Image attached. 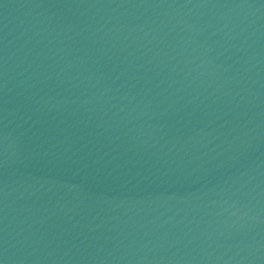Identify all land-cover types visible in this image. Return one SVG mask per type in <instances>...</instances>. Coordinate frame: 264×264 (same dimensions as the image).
<instances>
[{
    "label": "water",
    "instance_id": "1",
    "mask_svg": "<svg viewBox=\"0 0 264 264\" xmlns=\"http://www.w3.org/2000/svg\"><path fill=\"white\" fill-rule=\"evenodd\" d=\"M2 264H264V0H0Z\"/></svg>",
    "mask_w": 264,
    "mask_h": 264
},
{
    "label": "snow or ice",
    "instance_id": "2",
    "mask_svg": "<svg viewBox=\"0 0 264 264\" xmlns=\"http://www.w3.org/2000/svg\"><path fill=\"white\" fill-rule=\"evenodd\" d=\"M0 264H2V261H0Z\"/></svg>",
    "mask_w": 264,
    "mask_h": 264
}]
</instances>
